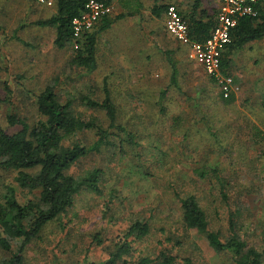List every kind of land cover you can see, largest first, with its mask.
<instances>
[{
  "label": "rangeland",
  "instance_id": "obj_1",
  "mask_svg": "<svg viewBox=\"0 0 264 264\" xmlns=\"http://www.w3.org/2000/svg\"><path fill=\"white\" fill-rule=\"evenodd\" d=\"M184 1L188 5L185 9L190 11L192 1ZM204 1L216 14L215 0ZM173 3L184 12L179 1ZM114 10V16L120 13L119 8ZM165 19L166 14L162 21L146 16L143 25L138 24L137 18L122 19L102 32L97 42L99 66L92 72L71 64L73 46L57 48L50 29L26 24L25 31H7L0 37V99L7 84L13 90L12 102L0 104V124L4 127L17 130L7 122L12 108L29 123L37 122L40 115L36 95L55 79L59 81L61 100L76 99V113L101 117V112L80 105L77 99L83 94L102 99L107 77L111 94L121 109V120L142 137L136 151L129 147L125 154L111 147L81 159L69 170L80 175L96 167L105 168L102 193L78 194L64 219L49 223L39 238L26 246V264L102 261L137 217L151 220L152 233L134 243L136 251L131 259L156 255L163 248L159 239L170 236V243L175 245L173 253L191 256L195 264H235L229 252H216L205 236L184 227L179 201L171 188L174 184L182 193L192 192L200 198L213 228L228 236L229 218L233 215L248 244L259 250L264 248V139L253 136L254 127L264 131V38L233 54L226 75L233 79L231 92L236 98L229 104L218 103L222 83L211 81L205 67L190 57L189 47L167 31ZM161 49L176 52L183 69L181 85L191 95L187 98L172 88L166 103L170 117L165 120L148 110L153 96L169 84L170 67ZM203 85L207 89L202 94ZM181 112L191 121L187 139L172 128L171 117ZM212 132L218 135L214 137ZM76 138L85 144L96 140L92 132L80 133ZM217 138L221 143H217ZM200 164L219 169L227 180L226 199L211 180H200L194 175V167ZM16 175L17 172L0 169V198L8 184H16ZM17 191L21 202L38 196V191L19 186ZM108 201L112 202L110 209ZM95 235L101 237L102 243L94 240ZM19 245L14 243L12 252ZM12 252L0 248V258H9Z\"/></svg>",
  "mask_w": 264,
  "mask_h": 264
},
{
  "label": "trees",
  "instance_id": "obj_2",
  "mask_svg": "<svg viewBox=\"0 0 264 264\" xmlns=\"http://www.w3.org/2000/svg\"><path fill=\"white\" fill-rule=\"evenodd\" d=\"M87 1L56 0L57 12L48 19L38 21L37 24L55 27L57 31L55 44L59 48L68 46L74 48L71 64L92 72L99 66L97 57L99 35L109 30L117 19L125 15H118L114 18L106 16L92 30L85 32L81 37H75L73 20L81 14ZM103 1L111 2V0ZM192 1V14L188 18L181 14L189 23L191 37L195 41L203 42L211 35L216 25L218 8L214 15H209L207 9L201 10V16L198 17L196 14L201 8L202 0ZM168 5H157L153 12L157 16H160L162 12L166 14ZM262 38H264V0L258 6L256 16L241 17L238 25L233 29L232 40L226 46L222 57V74L228 73L232 64V56L237 50H242L249 43ZM161 53L170 67L169 84L153 96V102L148 110L151 114H159L157 116L165 120L166 117H170L166 103L169 101L172 88L177 89L187 98L191 95L181 85L180 76L183 69L182 63L175 55L176 52L173 49H161ZM218 79L216 76H211V81L215 84ZM107 80L106 77L103 82L102 99L88 94L80 95L77 99L80 105L101 112V117L93 114L87 115L83 112L76 113L74 111L76 99L61 100L57 91L59 81L55 79L36 95L40 115L37 122L29 123L12 108L7 116V122L10 126L17 127V130L10 131L0 124V169L17 172L14 180L16 184H8L6 192L0 198V248L12 252L13 244H20L18 250L12 252L11 257L0 258V264H26L23 255L26 246L32 240L39 238L42 230L49 223L58 219L63 220L69 209L73 207L78 194L82 191L102 193L101 184L106 174L105 168L96 167L80 175L69 173V170L81 159L111 147H117L125 154H128L129 147L135 151L141 147L142 137L139 132L121 120V109L111 94ZM206 89L205 85L200 87L202 94ZM12 97L13 90L7 84L0 104L11 103ZM219 97L218 103L223 101L225 104L234 102L236 98L235 93L231 91L227 97L222 91ZM262 106L264 108V94ZM171 118L173 130L187 139L191 135V121L187 120L183 112ZM253 130H255L254 138L259 136L264 139L262 129L254 127ZM88 132L96 136L93 143L85 144L76 138L80 133ZM211 135L216 137L218 134L212 132ZM216 141L221 143V139L217 138ZM194 145L191 143V146ZM193 171L200 180H211L219 189L221 197L227 198V180L217 167L200 164L194 167ZM149 175L152 174L149 173ZM17 186L30 192L38 191V196L21 202ZM171 188L179 201L181 217L187 230H197L199 234L205 236L216 252H229L235 264H264V248L259 250L248 244L233 215L229 218V235L225 236L220 230L212 227L208 212L195 193H182L175 184L171 185ZM111 203L107 202L108 209ZM151 233L150 219L134 218L113 244L107 258L102 261L87 259L83 264H195L193 257L173 253L175 245L170 243L172 240L170 236L159 239L163 248L156 255L155 253L152 256L140 255L135 260L131 259L136 251L134 243L143 241ZM94 240L102 243L98 235L94 236ZM177 243L181 244V241Z\"/></svg>",
  "mask_w": 264,
  "mask_h": 264
},
{
  "label": "built area",
  "instance_id": "obj_3",
  "mask_svg": "<svg viewBox=\"0 0 264 264\" xmlns=\"http://www.w3.org/2000/svg\"><path fill=\"white\" fill-rule=\"evenodd\" d=\"M51 4V0H38ZM216 25L211 35L203 42L191 37L188 21L181 14L175 3L166 9L165 25L167 31L181 44L189 47L190 57L202 64L211 76H216L222 83L225 96L232 90L233 79L221 72L222 57L226 46L232 40V31L244 16H256L262 0H218ZM114 7L103 0H88L81 14L73 20L75 37H81L92 30L106 16H112Z\"/></svg>",
  "mask_w": 264,
  "mask_h": 264
},
{
  "label": "crops",
  "instance_id": "obj_4",
  "mask_svg": "<svg viewBox=\"0 0 264 264\" xmlns=\"http://www.w3.org/2000/svg\"><path fill=\"white\" fill-rule=\"evenodd\" d=\"M52 3H42L38 0H0V37L7 31L12 32L13 34L25 31V25L31 24L32 27L47 28L53 31L54 34V44L56 39V28L48 26H40L37 24L38 21L48 19L52 17L57 12L56 0H51ZM175 1H179V5L183 7V14L188 18L192 14V2L190 4L191 10L185 9L188 6L184 4V0H111L110 4L116 8H119L120 13L116 14L113 18L118 17V15H125L122 18L117 19L116 22L122 19L127 18H137L138 24L143 25L145 23V17H149L152 20L162 21L165 17V13L162 12L160 16H157L153 10L157 5H168ZM204 0H202V5L200 10L197 12V16H201V10H208L209 15H214L208 7L205 6ZM114 3V4H113ZM215 3L218 7V0H215ZM55 9H52V7ZM114 7V8H115ZM115 11V10H114ZM116 22L113 24L115 25ZM33 23V24H32ZM113 27V26H112ZM40 35H43L41 33ZM43 38L40 37V40ZM55 46L59 48L56 44ZM66 48V47H65ZM64 49V48H59Z\"/></svg>",
  "mask_w": 264,
  "mask_h": 264
}]
</instances>
